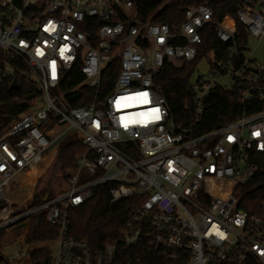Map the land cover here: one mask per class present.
I'll return each instance as SVG.
<instances>
[{"label":"built area","instance_id":"2783aa9c","mask_svg":"<svg viewBox=\"0 0 264 264\" xmlns=\"http://www.w3.org/2000/svg\"><path fill=\"white\" fill-rule=\"evenodd\" d=\"M133 6L134 0H0V83L20 79L18 63L24 62L26 78L41 91L34 107L0 136V201H6L0 229L43 210L59 231L42 264H264V212L240 208L237 195L258 169L254 157L264 152V110L196 133L214 87L242 85L240 103L264 100V63L249 45L241 49L207 4L187 8L176 31L167 23L136 25ZM237 16L250 37H264V0H247ZM210 24L228 44V57L215 51L200 57L208 76L191 84L194 117L180 126L154 77L166 60L198 59L202 30ZM115 55L120 70L112 90L88 106L68 105L60 89L66 74L77 67L83 84L98 90ZM66 138L86 147L68 190L22 212L6 189L53 158ZM107 181L114 182L113 202H143L132 208L118 240L94 248L69 234V212Z\"/></svg>","mask_w":264,"mask_h":264},{"label":"trees","instance_id":"16d2710c","mask_svg":"<svg viewBox=\"0 0 264 264\" xmlns=\"http://www.w3.org/2000/svg\"><path fill=\"white\" fill-rule=\"evenodd\" d=\"M245 3L247 0H134L133 12L137 16L136 25L143 26L151 22L167 23L172 31H176L186 19L187 8L207 4L213 10L214 19L223 22L236 35L241 49H245L246 45H249L250 34L237 16L238 8ZM131 20L129 18V21ZM85 30L91 36L95 33V30L87 27ZM201 36L202 45L198 59L190 63L166 60L154 77L155 85L167 100L171 117L180 126L190 125L194 117L191 78L200 57L212 51L219 57H228V44L218 39L213 24L202 30ZM18 64L22 71L20 79L13 76L0 83V136L30 111L34 107L33 100L41 96L37 83L26 78L28 67L24 62ZM119 70L120 57L115 55L102 71L100 88L95 90L83 84L84 75L75 67L66 74L60 85L66 103L72 107L88 106L95 95L99 98L104 97L114 87ZM241 88L242 85H236L231 90H226L218 86L210 91L204 102L205 113L202 121L196 126L197 134L233 123L243 115L264 110V100L254 99L240 103L238 99ZM85 151L86 147L80 141H73L71 138L59 143L57 152L36 185L29 208L42 205L47 192L48 199H51L68 190L70 173L77 168V158ZM253 161L258 169L250 183L240 188L237 195L240 198V208L251 214H260L264 212V152L256 154ZM113 186L114 182L111 181L95 185L91 189L90 199L70 210L68 225L72 237L86 240L94 248L101 247L109 239L118 240L120 228L129 218L132 208L140 205L143 198L129 197L113 202L110 193ZM5 204L6 201H0V211ZM29 220L30 227L25 236V243L46 241L52 243L58 235V227L45 220L43 210L32 214ZM15 224L17 223L11 226ZM9 227L0 229V264H9L1 253L4 235ZM51 252L50 244L32 250L30 261L32 264L45 263L50 259Z\"/></svg>","mask_w":264,"mask_h":264},{"label":"rangeland","instance_id":"374dc122","mask_svg":"<svg viewBox=\"0 0 264 264\" xmlns=\"http://www.w3.org/2000/svg\"><path fill=\"white\" fill-rule=\"evenodd\" d=\"M249 48L253 50V56L259 62L264 63V37L262 39H256L254 37H250ZM207 71H208V63L206 61L200 62L199 65L196 67L195 72L192 75L191 78L192 83L196 82L197 79L202 75L208 76ZM222 82H224L227 85H229V83L231 84V81L227 79H224ZM51 160L52 158H49L45 163H42V165L40 164L36 166V170H34V176L36 174L38 175H36L37 178L35 180L36 184L34 183L35 186H32L28 182L29 178H31L29 177V173H27L26 175V172H22L16 178H14V182L10 185V187L6 189L7 198H9L13 203H15L16 205L15 207L19 208L22 212L26 211L29 205L31 204L34 197L36 185L39 179L41 178V176L45 173ZM27 189L30 191H28ZM29 227H30V220L24 219L21 222L7 228V231L5 232L4 235V242L1 253L9 264H31L30 252L32 250L38 249L40 247L49 244L51 245V250L54 251V245L48 241L36 242L32 244L25 243L24 240L26 233L29 230ZM16 253H19V255H16Z\"/></svg>","mask_w":264,"mask_h":264},{"label":"bare ground","instance_id":"6f19581e","mask_svg":"<svg viewBox=\"0 0 264 264\" xmlns=\"http://www.w3.org/2000/svg\"><path fill=\"white\" fill-rule=\"evenodd\" d=\"M33 169V168H32ZM31 170V169H30ZM37 175V174H36ZM29 177H31V178H29V180H28V182L32 185V186H34V183H35V176H34V169H33V171L31 170V172H29ZM27 182V181H26ZM29 187V186H28ZM27 187V188H28ZM28 190V189H27ZM28 191H30V190H28ZM31 193V192H30ZM27 196V195H26ZM28 197V196H27Z\"/></svg>","mask_w":264,"mask_h":264},{"label":"crops","instance_id":"0c3cea01","mask_svg":"<svg viewBox=\"0 0 264 264\" xmlns=\"http://www.w3.org/2000/svg\"><path fill=\"white\" fill-rule=\"evenodd\" d=\"M33 169L34 170H36V167H33ZM33 169L31 168V170L33 171ZM40 169V168H39ZM31 170H28V172L26 171V175H27V173H29V172H31ZM38 175V174H37ZM36 178H37V176L35 175V180H36ZM36 184V183H35ZM35 184H34V186H35ZM34 188V187H33Z\"/></svg>","mask_w":264,"mask_h":264},{"label":"water","instance_id":"95a60500","mask_svg":"<svg viewBox=\"0 0 264 264\" xmlns=\"http://www.w3.org/2000/svg\"><path fill=\"white\" fill-rule=\"evenodd\" d=\"M14 85H15V82H14ZM48 198V193H46L45 197H44V201H46Z\"/></svg>","mask_w":264,"mask_h":264},{"label":"snow or ice","instance_id":"6c2138e0","mask_svg":"<svg viewBox=\"0 0 264 264\" xmlns=\"http://www.w3.org/2000/svg\"><path fill=\"white\" fill-rule=\"evenodd\" d=\"M144 102H147V101L145 100ZM257 135H258V133H257Z\"/></svg>","mask_w":264,"mask_h":264}]
</instances>
